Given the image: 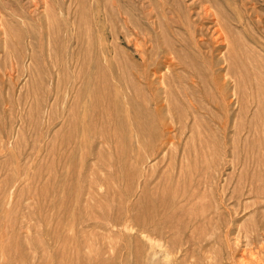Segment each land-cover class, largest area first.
I'll list each match as a JSON object with an SVG mask.
<instances>
[{
	"label": "rangeland",
	"instance_id": "obj_1",
	"mask_svg": "<svg viewBox=\"0 0 264 264\" xmlns=\"http://www.w3.org/2000/svg\"><path fill=\"white\" fill-rule=\"evenodd\" d=\"M243 261L264 0H0V264Z\"/></svg>",
	"mask_w": 264,
	"mask_h": 264
},
{
	"label": "bare ground",
	"instance_id": "obj_2",
	"mask_svg": "<svg viewBox=\"0 0 264 264\" xmlns=\"http://www.w3.org/2000/svg\"><path fill=\"white\" fill-rule=\"evenodd\" d=\"M221 7V6H220ZM214 15V14H213ZM216 16V15H215ZM51 19V18H50ZM3 27V26H2ZM202 27V26H201ZM197 28V27H196ZM220 30V29H219ZM222 31V30H221ZM223 32V31H222ZM218 33V32H217ZM220 35V34H219ZM4 36V35H3ZM204 36V35H203ZM225 36V35H224ZM216 39H217V37H216ZM221 42V41H220ZM226 42V41H225ZM223 43V42H222ZM204 44V43H203ZM217 44H219V43H217ZM143 50V49H142ZM212 52V51H211ZM173 57V56H172ZM229 59V58H228ZM230 61V60H229ZM179 64V63H178ZM181 65V64H180ZM13 70V69H12ZM8 72V71H7ZM183 72V71H182ZM184 73V72H183ZM185 74V73H184ZM231 74V73H230ZM10 75V74H9ZM227 75V74H226ZM232 76V75H231ZM230 76V77H231ZM232 78V77H231ZM161 79V78H160ZM194 80V79H193ZM165 86V85H164ZM166 88V87H165ZM169 89V88H168ZM144 94V93H143ZM169 95V94H168ZM195 100V99H194ZM149 101V100H148ZM147 103H149V102H147ZM168 105V104H167ZM101 117H102V115H101ZM167 121V120H166ZM171 123V122H170ZM114 132V131H113ZM175 133V132H174ZM155 141V140H154ZM142 145V144H141ZM165 145V144H164ZM149 148V147H148ZM154 148V147H153ZM123 149V148H122ZM181 189V188H180ZM176 190V189H175ZM186 191V190H185ZM163 192V191H162ZM175 192V191H174ZM176 196V195H175ZM184 217V216H183ZM211 217V216H210ZM192 218V217H191ZM132 223V222H131ZM131 225H133V224H131ZM209 225H210V223H209ZM130 226V225H129ZM179 226V225H178ZM131 228V227H130ZM178 228V227H177ZM195 228V227H194ZM194 230V229H193ZM202 230V229H201ZM257 234V233H256ZM146 235V234H145ZM191 235V234H190ZM248 235V234H247ZM145 237V236H144ZM149 238V237H148ZM209 238V237H208ZM151 239V238H150ZM187 239V238H186ZM154 240V239H153ZM152 240V241H153ZM180 241V240H179ZM191 242V241H190ZM250 243V242H249ZM238 244V243H237ZM192 245H193V242H192ZM175 247V246H174ZM263 247V246H262ZM151 248V247H150ZM251 255V254H250ZM263 256V255H262ZM246 257V256H245ZM251 257V256H250ZM249 257V258H250ZM248 258V257H247ZM252 258V257H251ZM256 258V257H255ZM209 259V258H208ZM241 259V258H240ZM245 260H246V258H244ZM258 259V258H257ZM243 262H246V261H243ZM186 263V262H185ZM247 263V262H246ZM257 263L258 264H263V263H261V262H258L257 261ZM245 264V263H244ZM247 264H249V263H247Z\"/></svg>",
	"mask_w": 264,
	"mask_h": 264
}]
</instances>
